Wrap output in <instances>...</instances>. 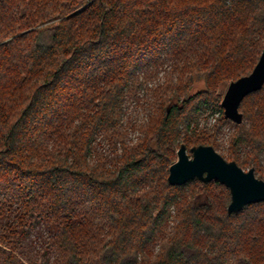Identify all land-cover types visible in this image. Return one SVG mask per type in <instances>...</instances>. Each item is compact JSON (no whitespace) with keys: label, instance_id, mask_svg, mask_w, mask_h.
<instances>
[{"label":"trees","instance_id":"obj_1","mask_svg":"<svg viewBox=\"0 0 264 264\" xmlns=\"http://www.w3.org/2000/svg\"><path fill=\"white\" fill-rule=\"evenodd\" d=\"M263 48L264 0H0V264H264V201L168 180ZM239 109L228 155L264 179V84Z\"/></svg>","mask_w":264,"mask_h":264},{"label":"water","instance_id":"obj_2","mask_svg":"<svg viewBox=\"0 0 264 264\" xmlns=\"http://www.w3.org/2000/svg\"><path fill=\"white\" fill-rule=\"evenodd\" d=\"M264 84V48L253 70L246 75L232 80L221 101L227 118L237 123L243 121L239 109L243 98L250 92L258 90ZM182 144L178 158L170 165L168 180L172 184H182L196 177L210 181L217 179L230 188L231 201L228 211L234 212L246 204L264 201V179L259 178L253 167L248 170L235 160H227L213 145L199 144L190 148Z\"/></svg>","mask_w":264,"mask_h":264},{"label":"rangeland","instance_id":"obj_3","mask_svg":"<svg viewBox=\"0 0 264 264\" xmlns=\"http://www.w3.org/2000/svg\"><path fill=\"white\" fill-rule=\"evenodd\" d=\"M202 86H203V82L197 83V88L198 87L200 88ZM227 87L224 90V94L227 90ZM224 94H223V96H224ZM130 112H131L130 118H132V119L128 120L130 123L131 122L139 123V121L145 119L147 114H148L147 113L148 111L143 110L141 108H139L138 111H133V112L130 110ZM196 123H197V125H196ZM191 126H198L197 129H209V130L211 129L212 131H214L213 128H215V126H218L219 131L217 132V134H218L217 141L219 143H218V145H216V146L213 145V146L227 160H229V161L232 160L230 158V156L228 155L229 154L228 149L230 146V140H231L232 134L234 132V125L232 123V120H230V119L224 120L220 111H216L212 114H208L207 112H202L201 115L198 117L197 122L195 120L192 121ZM141 134H142V132H141L140 128L135 126L133 123H132V125H130V127L127 128V136H128L127 138L129 139L130 143H133L134 141L138 140V138H139V136H141ZM209 145H211V144H209ZM188 152H190L189 154L192 155L190 149L188 150ZM177 158H178V155H177ZM244 169L248 170L249 168L246 167ZM172 210H173L172 213L176 214V208L173 207ZM156 248H158V247H156Z\"/></svg>","mask_w":264,"mask_h":264},{"label":"clouds","instance_id":"obj_4","mask_svg":"<svg viewBox=\"0 0 264 264\" xmlns=\"http://www.w3.org/2000/svg\"><path fill=\"white\" fill-rule=\"evenodd\" d=\"M160 253H159V250H157V253H154V255H159Z\"/></svg>","mask_w":264,"mask_h":264}]
</instances>
